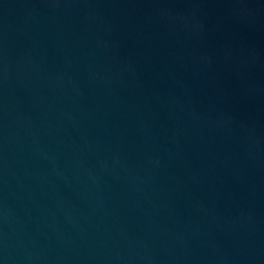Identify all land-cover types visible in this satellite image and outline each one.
I'll return each instance as SVG.
<instances>
[{
    "label": "water",
    "instance_id": "1",
    "mask_svg": "<svg viewBox=\"0 0 264 264\" xmlns=\"http://www.w3.org/2000/svg\"><path fill=\"white\" fill-rule=\"evenodd\" d=\"M0 264H264V0H0Z\"/></svg>",
    "mask_w": 264,
    "mask_h": 264
}]
</instances>
